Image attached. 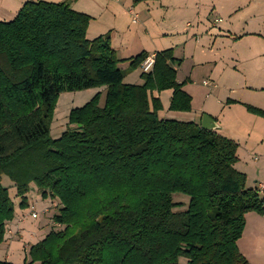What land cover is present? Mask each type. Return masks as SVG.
I'll use <instances>...</instances> for the list:
<instances>
[{"label":"trees","instance_id":"obj_1","mask_svg":"<svg viewBox=\"0 0 264 264\" xmlns=\"http://www.w3.org/2000/svg\"><path fill=\"white\" fill-rule=\"evenodd\" d=\"M91 19L67 1L32 0L0 20V243L15 218L7 176L20 208L31 184L60 203L53 221L61 228L23 264H248L238 242L246 214H264V196L236 169L237 142L161 118L156 91L172 90L171 110L192 109L173 49L155 53L142 84L126 83L110 36L87 37ZM102 86L103 105L98 93L71 110L74 127L52 138L60 93ZM177 192L190 197L186 210H175Z\"/></svg>","mask_w":264,"mask_h":264},{"label":"rangeland","instance_id":"obj_2","mask_svg":"<svg viewBox=\"0 0 264 264\" xmlns=\"http://www.w3.org/2000/svg\"><path fill=\"white\" fill-rule=\"evenodd\" d=\"M45 1H67L75 10L88 9L92 25L87 37L94 39L103 35L118 40L114 44L117 48L112 47L120 60L118 67L124 72L126 83H143L142 68L131 66L132 59L143 51V47L150 49L149 52L169 48L177 52L180 55L174 56L177 59L174 65L177 80L185 82L183 87L193 95L192 109L172 112L170 98L173 92L170 89L162 90L157 92L163 104L159 116L164 118L168 115V119L196 122L205 114L212 115L221 126L220 133L230 136L238 144L235 167L246 175L247 186L257 187L264 182V116L252 113L247 108L251 105L264 111V0H176L170 7L169 0H141L143 3L139 6L132 2L124 4L125 0ZM8 2L17 6V0ZM131 7L134 8L133 12L129 10ZM136 14L138 21H135ZM252 15L259 17L251 18ZM253 30L262 31L263 35L249 33ZM131 55L134 56L129 57ZM98 93L103 105L106 86L60 93L50 123L52 138H59L73 128L74 125L69 123L71 110L83 107ZM3 184L8 186L12 182L4 176ZM9 187L14 201L20 202L15 187ZM173 200L182 204L176 211L186 210L190 197L177 192ZM27 201L28 213L36 212L39 215L38 219L29 216L27 225H30L29 222L36 226L44 223V232L61 228L49 225L45 211L52 207V199L43 198L37 185L30 186ZM55 212L52 210L50 214ZM248 213L264 215L255 211ZM247 214L238 246L243 251L248 244H252L251 256L246 257L248 264H264V223L256 231L257 239H253L252 235L256 233H253L252 220L248 226ZM23 227L25 229L26 226ZM20 235L11 240L5 238L0 243V255L12 254L11 261L7 262L23 264L29 259V251L34 244L26 252L25 238Z\"/></svg>","mask_w":264,"mask_h":264},{"label":"crops","instance_id":"obj_3","mask_svg":"<svg viewBox=\"0 0 264 264\" xmlns=\"http://www.w3.org/2000/svg\"><path fill=\"white\" fill-rule=\"evenodd\" d=\"M9 0H0V20L1 21H10L12 20V18L14 16H16V14L18 13V11L20 10L21 6L24 4V2H26V0H17V6H13L12 4H10L8 2ZM162 1V0H161ZM176 0H169V7L171 6L172 3H174ZM78 1H76L77 3ZM134 3L136 6H139L140 4H142L143 2L141 0H125L124 4H128V3ZM167 4V3H166ZM164 7H168V5H163ZM130 9H132V12H133V7H131ZM129 9V10H130ZM77 11H80V12H84V13H88V14H91L89 13L88 9H77ZM138 15V14H137ZM258 18L259 16L258 15H252L251 18ZM91 25H92V21L90 22V26H89V29L91 28ZM88 29V30H89ZM91 31V30H90ZM262 31H249V33H253V34H262L261 33ZM89 32H87V35H88ZM263 35V34H262ZM115 42H118V40H115L114 38H112L111 36V44L114 48H117V45L115 46ZM122 44V43H121ZM177 47V45H176ZM143 51H146L147 53L150 54H155L156 52L158 51H154V52H149L150 49H147V47H143ZM116 51V50H115ZM176 52V51H175ZM184 52H186V46H184ZM134 55H131L129 57H132ZM174 56L176 57H179L180 55L176 52L174 53ZM175 57V58H176ZM186 58V57H184ZM130 71L128 73H126L127 75H129ZM126 75V76H127ZM179 81V80H178ZM143 82V80H142ZM181 83V81H179ZM139 84V83H138ZM185 84V82H184ZM183 89L192 96V100H193V95L187 91V89H185L183 87ZM104 91V90H102ZM155 96H158V93L157 91L155 92L154 94ZM172 99V95H171V98L170 100ZM171 103V102H170ZM171 112V111H170ZM174 113H177V112H180V111H172ZM175 115V114H173ZM177 115V114H176ZM168 116V115H167ZM164 117V118H168V117ZM169 116H172V114L169 113ZM212 116V115H211ZM197 123H200L202 122V119L200 117V119L198 121H196ZM218 123V121H217ZM219 125V123H218ZM219 132L221 130V126L219 125V128L217 129ZM225 136V135H224ZM229 138H231L229 136ZM232 139V138H231ZM9 185H13V184H9ZM32 185V184H31ZM18 200H20L18 198ZM17 200V201H18ZM16 206H15V218L12 220V221H9L6 223V229H7V232H6V236L5 238L7 240H11L13 238H16L18 237V235H20V233L23 231L24 234L20 235L24 241H25V245H24V248L26 249L25 251L27 252V249H29V247L32 245V244H36L37 242L41 241L48 233L50 230L44 232L45 228H46V224L44 223H36L37 226L35 224H33L32 222H29L30 225H27L28 224V219H29V216H32V214L28 213V208H25V209H22L20 207H17V205L19 204V201L16 202ZM29 206V205H28ZM58 206H59V202L57 200H54L52 199V207H49V208H46L48 209V211H46L45 213L47 214V219H48V222H49V225H52V227H59L58 224L54 223L53 221V215L57 212L58 210ZM54 207V208H53ZM52 210H56L55 213L53 214H50ZM30 214V215H29ZM39 218V215L36 217V218H33V219H38ZM247 221H248V226H249V223L250 221L252 220V224L254 226V229H253V233H256V235H252V238L253 239H257V236H258V233L256 231H259L260 230V227H261V224L264 223V215H255L254 213H248L247 214ZM25 225V229L23 227L22 229V226ZM247 226V227H248ZM31 239H35L34 241H32ZM31 240V241H30ZM252 244H248L246 246V249H244L242 251L241 247L240 248V251L246 256V257H250V251H251V248H252ZM11 257H12V254L11 253H6L4 255H0V260H3V261H11ZM18 258V256L16 257ZM259 258V257H258Z\"/></svg>","mask_w":264,"mask_h":264},{"label":"built area","instance_id":"obj_4","mask_svg":"<svg viewBox=\"0 0 264 264\" xmlns=\"http://www.w3.org/2000/svg\"><path fill=\"white\" fill-rule=\"evenodd\" d=\"M130 12H132V9H130ZM135 21H138V15L136 14L135 15ZM155 57L156 55L155 54H150L145 60L144 62L142 63L141 65V68L143 70V72H150L153 70V67L155 65ZM205 84H208L209 83H205ZM257 190L261 193V194H264V182H261L258 184L257 186ZM46 211H48V209H46ZM45 211V212H46ZM32 216L33 218H36L38 216V213L36 212H33L32 213ZM60 226V225H59Z\"/></svg>","mask_w":264,"mask_h":264},{"label":"water","instance_id":"obj_5","mask_svg":"<svg viewBox=\"0 0 264 264\" xmlns=\"http://www.w3.org/2000/svg\"><path fill=\"white\" fill-rule=\"evenodd\" d=\"M201 127L205 130H217L219 125L212 116L205 114L202 118Z\"/></svg>","mask_w":264,"mask_h":264}]
</instances>
